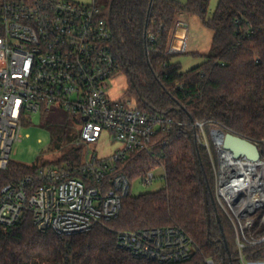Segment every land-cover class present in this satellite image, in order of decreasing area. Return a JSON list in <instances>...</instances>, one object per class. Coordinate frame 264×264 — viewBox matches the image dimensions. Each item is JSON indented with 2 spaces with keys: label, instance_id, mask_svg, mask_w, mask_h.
I'll return each instance as SVG.
<instances>
[{
  "label": "built area",
  "instance_id": "built-area-1",
  "mask_svg": "<svg viewBox=\"0 0 264 264\" xmlns=\"http://www.w3.org/2000/svg\"><path fill=\"white\" fill-rule=\"evenodd\" d=\"M101 14L95 2L0 0V174L9 166L24 118L55 108L79 121L82 143H96L108 134L121 145L109 159L87 152L80 166L39 167L0 187V230L30 214L42 233L90 232L117 219L131 194L132 182L118 172L119 164L137 153L155 158L156 134L170 120L149 115L130 99L108 96L107 83L121 65L114 29ZM177 28L183 30L180 24ZM174 45L170 54L183 51L173 50ZM192 125L200 130L198 140L215 167L216 200L246 264L245 251L264 244V155L258 163L236 159L224 148L220 129L209 137L204 124ZM154 179L150 171L142 182L150 185ZM117 245L160 264L186 262L196 250L194 240L178 227L122 231Z\"/></svg>",
  "mask_w": 264,
  "mask_h": 264
},
{
  "label": "trees",
  "instance_id": "trees-1",
  "mask_svg": "<svg viewBox=\"0 0 264 264\" xmlns=\"http://www.w3.org/2000/svg\"><path fill=\"white\" fill-rule=\"evenodd\" d=\"M211 1L108 0L101 16L115 32L121 65L116 75L126 74L139 109L170 120L155 137L165 187L129 195L117 219L83 234L42 233L26 214L16 226L0 230V264H160L119 248L117 237L122 231L167 227L182 229L196 245L192 257L179 264H243L233 226L216 200L208 151L192 124H204L209 137L220 129L247 139L264 155V0H218L209 17ZM184 15L198 17L214 33L210 52L194 54L204 62L188 71L167 53ZM151 161L137 153L119 164L118 172L133 182L146 176ZM197 162L208 186L210 226ZM57 163L27 166L10 161L0 174V187L17 183L39 167L80 166L82 150L69 149ZM245 260L264 262V244L246 250Z\"/></svg>",
  "mask_w": 264,
  "mask_h": 264
},
{
  "label": "rangeland",
  "instance_id": "rangeland-1",
  "mask_svg": "<svg viewBox=\"0 0 264 264\" xmlns=\"http://www.w3.org/2000/svg\"><path fill=\"white\" fill-rule=\"evenodd\" d=\"M72 1L83 5H92L95 2L102 10L108 5V0ZM178 1L185 2L186 0ZM217 4L218 0L211 1L209 17H211L216 10ZM179 23L188 24V32L186 34V31L180 30L178 38H176L175 30ZM179 23L175 26L167 53L170 54L172 44L175 43L176 39V44H181L180 48L186 43V48L182 52L172 53V55H175L173 56V62L180 63L183 70L188 71L204 62L205 59L203 57L194 54L207 55L210 52L214 33L205 27L202 21L196 16H180ZM183 32L185 33V38H183ZM107 85V93L112 100L130 99L134 105H137L135 98L131 97L129 79L126 74L120 73L114 76L108 81ZM81 130L80 124L62 109L55 108L50 111L31 114L23 120L21 138L13 146L11 161L27 166L55 165L63 158L64 154L68 153L69 149L74 148L82 150V162L85 161L87 152L91 155H96L100 159H109L121 148V145L115 143L108 134H104L96 143H82L80 137ZM156 142L157 141H155V143ZM149 157L153 161L150 162V169H148V172L152 171L155 179L150 185H144L141 178L134 181L132 180V191L130 194L132 197H137L144 193L157 192L165 187V171L156 155V148L154 150L155 158ZM64 164L67 163H63V165ZM212 170L215 173L216 170L213 164ZM225 217L227 218L226 214ZM227 220L229 219L227 218ZM255 263L256 262L246 261V264ZM261 263L264 264V262Z\"/></svg>",
  "mask_w": 264,
  "mask_h": 264
},
{
  "label": "water",
  "instance_id": "water-1",
  "mask_svg": "<svg viewBox=\"0 0 264 264\" xmlns=\"http://www.w3.org/2000/svg\"><path fill=\"white\" fill-rule=\"evenodd\" d=\"M179 24L184 31H187L188 24H186V23H179ZM219 133L223 137L222 138V144H223L224 148L226 150L230 151L233 154L234 158L239 159L241 157H245L249 161L254 162V163H258L261 161L262 153L256 144L252 143L251 141H249L247 139L235 136L231 133H225L222 130H219ZM189 135L191 136V133H189ZM197 170H198L200 182L204 186L205 207H206V212H207L208 225L210 226L211 216L209 213L208 186L203 179L199 162H197ZM213 200L214 199L212 198V201ZM217 218H218L219 224H221L219 217H217ZM223 239H224L225 246L227 248L225 235H223ZM222 253L224 254V249H222Z\"/></svg>",
  "mask_w": 264,
  "mask_h": 264
},
{
  "label": "crops",
  "instance_id": "crops-1",
  "mask_svg": "<svg viewBox=\"0 0 264 264\" xmlns=\"http://www.w3.org/2000/svg\"><path fill=\"white\" fill-rule=\"evenodd\" d=\"M179 29L177 28L176 30H175V37L176 38H178V33H179ZM187 32H188V29H187V31H186V34H187ZM184 33V32H183ZM183 38H185V33H184V35H183ZM177 42V41H176ZM186 42H187V39H186ZM176 46L178 47V48H180V46H181V44L180 45H177L176 44Z\"/></svg>",
  "mask_w": 264,
  "mask_h": 264
},
{
  "label": "bare ground",
  "instance_id": "bare-ground-1",
  "mask_svg": "<svg viewBox=\"0 0 264 264\" xmlns=\"http://www.w3.org/2000/svg\"><path fill=\"white\" fill-rule=\"evenodd\" d=\"M176 41H177V39H176ZM176 41H175V45H174L173 50L180 51V50H184V49L186 48V43L182 46V48H178V47L176 46Z\"/></svg>",
  "mask_w": 264,
  "mask_h": 264
}]
</instances>
